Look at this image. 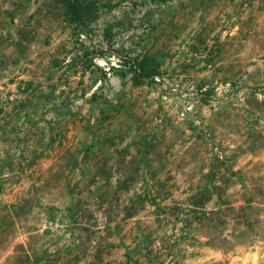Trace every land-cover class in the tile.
I'll list each match as a JSON object with an SVG mask.
<instances>
[{
	"label": "rangeland",
	"instance_id": "1",
	"mask_svg": "<svg viewBox=\"0 0 264 264\" xmlns=\"http://www.w3.org/2000/svg\"><path fill=\"white\" fill-rule=\"evenodd\" d=\"M98 1L0 0V264H264V0Z\"/></svg>",
	"mask_w": 264,
	"mask_h": 264
},
{
	"label": "trees",
	"instance_id": "2",
	"mask_svg": "<svg viewBox=\"0 0 264 264\" xmlns=\"http://www.w3.org/2000/svg\"><path fill=\"white\" fill-rule=\"evenodd\" d=\"M61 1L63 2V5L72 23L80 27V29H82L81 27L87 25L86 23L87 15H89V13L96 12L99 9L98 0H61ZM100 53L103 54V52ZM86 55H90V58L89 56ZM84 57H86V59H88L91 64V62L93 61L91 58L92 57L91 52L86 51ZM86 67H90V65L88 64ZM128 72L131 73L133 77V82L138 85L143 83L151 85L154 82V79H156V77H158V75L161 74L159 70V65L155 64L152 60L146 57L131 58V61H129ZM93 97L96 98L95 93L93 94Z\"/></svg>",
	"mask_w": 264,
	"mask_h": 264
},
{
	"label": "built area",
	"instance_id": "3",
	"mask_svg": "<svg viewBox=\"0 0 264 264\" xmlns=\"http://www.w3.org/2000/svg\"><path fill=\"white\" fill-rule=\"evenodd\" d=\"M156 79H159L158 77H156Z\"/></svg>",
	"mask_w": 264,
	"mask_h": 264
}]
</instances>
